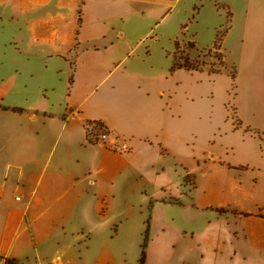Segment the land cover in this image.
<instances>
[{
    "label": "crops",
    "instance_id": "obj_1",
    "mask_svg": "<svg viewBox=\"0 0 264 264\" xmlns=\"http://www.w3.org/2000/svg\"><path fill=\"white\" fill-rule=\"evenodd\" d=\"M198 1L0 0V255L139 264L152 205L150 235L181 227L172 206L207 220L185 258L264 264V0H205L231 16L225 65L171 70ZM161 38L168 63L133 53ZM195 42L191 59L212 48ZM93 120L129 149L89 142Z\"/></svg>",
    "mask_w": 264,
    "mask_h": 264
},
{
    "label": "rangeland",
    "instance_id": "obj_2",
    "mask_svg": "<svg viewBox=\"0 0 264 264\" xmlns=\"http://www.w3.org/2000/svg\"><path fill=\"white\" fill-rule=\"evenodd\" d=\"M204 1L205 0H199L197 4L200 5L201 3H204ZM194 13L190 15L187 22L189 26H183L181 38L179 39L180 45L179 48L175 50L176 57L180 61L183 60V56L190 54L193 49L189 47V41H197L198 47H213L218 31L220 29H225L230 23L229 18L227 21L225 20V23L221 25V27H216L208 10L205 11L202 16L196 14L195 18H193ZM189 35L191 40L186 39ZM149 44L151 45L150 47ZM172 48L173 45L164 38H161L160 41L154 43L146 41L145 39L143 42L135 45L133 53L135 55H141V58L146 61L147 65L157 67L164 62L168 63L167 61L169 60L166 58L165 52L167 50H172ZM148 50H150V54H152L151 60L145 58L148 56ZM194 60L204 61L206 62V65L210 64L213 70L222 69L224 67L218 56L217 50L214 48L211 51L210 49L207 51H201L199 56ZM232 70L233 69H231V71ZM172 207V209L170 208L168 210V212H170L168 214L171 218H175L176 224L181 225V227L179 229L175 228V226L167 227L164 233L156 235L151 234V245L148 247V254L150 253L151 256L149 264H222L223 256H220V253L218 254L213 251L202 252L200 250H195L190 252L191 256L187 258L182 256L184 242H181L180 235L184 233V230H202L205 227L207 220L205 218L197 221L192 220L194 223H191L194 225H191V223L185 221V219L187 221L189 220L184 217V212L178 206ZM134 262L135 261H133L132 264H135Z\"/></svg>",
    "mask_w": 264,
    "mask_h": 264
},
{
    "label": "trees",
    "instance_id": "obj_3",
    "mask_svg": "<svg viewBox=\"0 0 264 264\" xmlns=\"http://www.w3.org/2000/svg\"><path fill=\"white\" fill-rule=\"evenodd\" d=\"M203 5V3H201L200 5L196 4L195 5V13H194V16L193 18L196 17V14H198V12L200 11V8L201 6ZM230 14L228 15V19L230 18ZM188 24L185 25V27H187ZM228 27H226L225 29H220L217 33V36H216V39H215V42H214V45L212 48H210V51L214 48L215 50H217L218 52V56L219 58L221 59L223 65H225V61H224V56L222 54V52L220 51L221 47H222V43H223V40H224V37L228 31ZM189 47L190 48H195L196 47V42L195 41H189ZM179 45H180V42L179 40H176L175 41V47L176 49L179 48ZM173 65L171 67V70H175L177 68H186V69H194V70H202L204 68V66L206 65V62L204 61H199V60H194V59H191L190 55L189 54H186L185 56H183V60L180 61L179 59H177L176 57V53L174 52V55H173ZM214 71L216 72H220L222 71V69H214ZM236 67L234 66L233 67V70L231 71V74H232V77L234 79V86L236 85L235 84V79H236ZM1 107V105H0ZM103 122V121H101ZM104 123V122H103ZM186 179H190V176L187 175L186 176ZM177 202H179V200H177ZM227 209L225 208H220L219 211L221 212H225ZM151 211H152V205H151V209H150V214H149V218L147 220V229L145 231V235H144V242H143V245H142V253H141V257H140V260H139V264H146V260H147V249H148V245H149V242H150V224H151ZM245 215H247L246 213H243ZM259 216H263L264 217V214L263 213H259L258 214ZM0 262L1 264H27L25 260H22V259H19V258H16V257H7L5 255H0Z\"/></svg>",
    "mask_w": 264,
    "mask_h": 264
},
{
    "label": "built area",
    "instance_id": "obj_4",
    "mask_svg": "<svg viewBox=\"0 0 264 264\" xmlns=\"http://www.w3.org/2000/svg\"><path fill=\"white\" fill-rule=\"evenodd\" d=\"M87 138L91 143H102L110 149L125 151L129 145L100 120L87 122Z\"/></svg>",
    "mask_w": 264,
    "mask_h": 264
}]
</instances>
